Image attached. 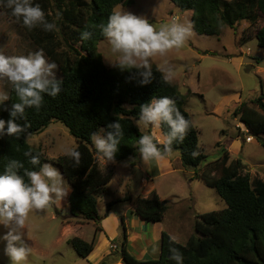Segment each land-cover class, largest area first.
I'll return each instance as SVG.
<instances>
[{"label": "trees", "instance_id": "16d2710c", "mask_svg": "<svg viewBox=\"0 0 264 264\" xmlns=\"http://www.w3.org/2000/svg\"><path fill=\"white\" fill-rule=\"evenodd\" d=\"M182 11H191V25L199 34L219 36L225 26L234 28L241 21L249 26L264 20V0H170ZM45 12L46 19L56 25L54 30L45 31L42 26L28 28L18 21L33 41L43 49L51 61L59 68L62 80L61 91L56 97L44 96V103L39 110L25 109V119L19 114L17 122L27 121V127L19 138L4 135L0 137V172L10 159L24 162L25 168L39 170L40 165H32L24 152L32 150L42 153L41 165L47 159L42 149L29 144L26 136L43 130L51 121L63 123L75 138L81 152L79 166L68 157L59 155L55 162L62 175L70 184L68 197L71 217L74 221H94L95 233L101 228L97 224L98 199L105 185L113 177V168L103 169L98 165L92 147V134L105 129L107 124L118 120L123 126L124 136L113 161L123 160L135 153L139 137L143 134L137 124L140 107L151 97L168 96L175 100L178 109L190 121L189 130L182 143L173 144V150L179 152L181 164L194 170V176L206 186L214 188L225 207L199 214L194 220L193 229L184 243L175 240L169 233L162 231L160 252L157 257L138 259L129 250L127 230L121 218V237L116 240L117 248L111 251L98 264H264V180L251 179L248 172L241 171L238 159H230L229 152L222 148V154L215 160L208 161L206 154L198 146V130L191 115L185 109L186 95L181 93L173 82L165 83L163 73L152 67V79L148 84H141L144 79L139 70L121 72L118 68L108 67L98 50V42L103 40L100 30L94 31L93 38L81 39V32L86 24L106 23L115 11V6L127 5L130 0H32ZM56 7L61 16V23L52 17ZM5 14L11 15L6 7V0L0 3ZM17 21V20H16ZM67 33L66 51H58L57 28ZM64 30V32H63ZM258 45L264 47V22L256 29ZM78 44V45H77ZM9 100L4 101L8 110L0 107V118H10L12 105L19 102L12 85L9 88ZM234 115L264 146V93L242 101L234 109ZM7 127V125L5 126ZM161 133L166 135L170 129L162 125ZM158 141V140H157ZM163 151V146L158 145ZM198 153L193 157V152ZM243 168V167H242ZM23 174V169H21ZM27 179V178H26ZM122 200L131 203V212L141 220L160 222L165 214L166 200L161 199L155 190L147 196L132 199L125 195ZM112 203V202H110ZM69 222L73 219L69 218ZM67 220V221H68ZM94 234L90 242L80 237H72L76 253L82 258L94 249ZM174 256L181 257L174 259Z\"/></svg>", "mask_w": 264, "mask_h": 264}, {"label": "rangeland", "instance_id": "374dc122", "mask_svg": "<svg viewBox=\"0 0 264 264\" xmlns=\"http://www.w3.org/2000/svg\"><path fill=\"white\" fill-rule=\"evenodd\" d=\"M51 9L53 19L61 23L57 8L53 6ZM115 11H128L143 16L157 26L173 20L190 26L184 45L170 49L164 56L151 58L152 67L159 66L165 70L171 68L174 71L172 82L186 95L185 109L198 130V146L206 154V159L210 161L219 158L222 148H225L230 159L240 161L243 173L248 172L252 180H264V146L253 135L250 141L242 139L241 135L249 133H246V127L234 115L235 107L242 101L264 93V47L258 45L255 37L256 29L264 20L258 19L254 26H249L245 21L234 28L225 26L219 36H214L196 33L191 25V11H182L170 0H130L127 5L115 6ZM64 34L58 25V51L67 50V33ZM37 50L39 48L34 45L23 26L13 18H8L0 7V52L6 56H21ZM98 50L105 64L112 67L108 60H114L115 57L105 38L98 42ZM45 56L51 61L46 54ZM56 74L57 78L61 77L59 68ZM10 86L6 78L0 80V92L9 94ZM135 123L144 133L155 132L158 141L164 137L160 129L144 127L140 119ZM26 141L41 148L47 159L45 163H51L59 170L56 157L62 155L65 147L76 145L68 128L57 120L51 121L38 133L27 135ZM92 147L98 165L104 170L113 168V177L105 185L97 205V224L101 228L99 231H102L101 234L110 243L118 244L116 240L122 234V217L127 232L140 228L137 225L134 228L129 221L131 218L136 221L140 218L131 212V203L122 200L125 195L134 199L146 196V190L155 189L159 197L166 200L162 227L180 243H184L194 233V220L199 214L225 207L214 188L206 186L194 176L193 169H187L181 164L177 150L173 151L171 157L165 155L159 162H144L138 151L123 160L107 161L98 155L93 143ZM64 180L69 184L65 177ZM70 191L62 201L29 213L25 232L32 253L25 264H92V260L101 255V249H107L101 245L92 258H82L69 243L72 237L90 242L96 234V222L90 220L79 223L74 221L76 218L71 217L68 202ZM69 218L73 222H69ZM140 221L144 223V220ZM5 231L0 226V235ZM97 237L98 233L95 242ZM5 244L6 242L0 241V264H10L4 253ZM155 244L159 245V242ZM131 250L138 259L154 258L158 251L153 248V243L140 258L139 249L134 243ZM111 251L114 250L109 244L107 254Z\"/></svg>", "mask_w": 264, "mask_h": 264}, {"label": "clouds", "instance_id": "9594fccd", "mask_svg": "<svg viewBox=\"0 0 264 264\" xmlns=\"http://www.w3.org/2000/svg\"><path fill=\"white\" fill-rule=\"evenodd\" d=\"M3 2L0 0V3ZM6 7L17 21L22 20L28 28L42 26L45 31H52L56 27L46 19L41 6L32 0H6ZM97 28L115 57L114 60H108L110 66L121 72L139 70L138 74L144 77L140 83L145 85L151 82L153 76L151 58L164 56L170 49L182 47L190 33V26L175 20L157 26L143 16L128 11H114L106 23L86 24L81 39H92ZM57 69L58 65L46 58L43 49L21 56H6L0 52V80L6 78L10 82L19 100L12 105L9 119L0 118V137L7 134L19 138L27 127V121L24 125L19 124L16 119L18 114L21 119H25L26 107L39 110L45 95L56 97L60 93L62 80L57 78ZM157 70L163 73L165 83L172 82L174 71L171 68L165 70L158 66ZM7 100L9 95L0 92V107L5 110H8L4 104ZM139 119L144 127L160 129L162 125H167L170 129L159 141L155 132L139 137L136 150L144 162H159L165 155L171 157L174 142L182 143L190 127V121L178 109L175 100L168 96H153L142 104ZM106 127V135L100 134L105 132L101 128L99 133L92 134L91 139L98 155L112 161L119 150L124 130L118 120L108 123ZM158 145L163 146V151ZM62 154L73 161L74 166L80 165L81 152L78 146L65 147ZM42 155L40 152L33 154L31 149L24 152L30 164L40 165L39 170H30L25 168L24 162L10 159L3 172H0V226L6 229L0 235V241L6 242L4 253L10 264H25L32 253L25 232L29 213L62 201L70 191V185L57 167L51 163L41 165ZM192 155L195 157L198 153L194 151Z\"/></svg>", "mask_w": 264, "mask_h": 264}, {"label": "crops", "instance_id": "0c3cea01", "mask_svg": "<svg viewBox=\"0 0 264 264\" xmlns=\"http://www.w3.org/2000/svg\"><path fill=\"white\" fill-rule=\"evenodd\" d=\"M144 180L145 179H143V181ZM148 183H149V181H148ZM151 190H155V189H151ZM151 190H146L144 192V195L147 196V194ZM140 220H138V221H140ZM129 221L134 226V228L136 225L139 226L140 228L138 230L135 229V230H132L130 232H127V239L129 241L128 250L133 254V252L131 250V246L134 243L137 246V248L139 249V253H140L139 258H140L144 253L145 254L147 253L149 245L153 243V248L158 249V251H157V256H158V254L160 252L161 233H162V231H165L164 228L162 227V224H161L162 220L160 222H156V223H151V222H147V221L146 222L144 221V223H142L141 221L138 222V221L133 220L131 218ZM141 223H142V225H141ZM97 233H98V237H97V240L95 242L94 249L87 256V258H92L95 255V251L99 250L101 245L104 247H107V249H105L104 251H103V249H101V255H99L95 260H92V264H97L98 261L104 255H107V253L109 252L110 242L107 240V238L104 235L101 234L102 231H98ZM156 242L157 243L159 242V245L155 244ZM117 264H120V262Z\"/></svg>", "mask_w": 264, "mask_h": 264}, {"label": "built area", "instance_id": "2783aa9c", "mask_svg": "<svg viewBox=\"0 0 264 264\" xmlns=\"http://www.w3.org/2000/svg\"><path fill=\"white\" fill-rule=\"evenodd\" d=\"M246 130V133H247V129H245ZM243 136H244V140L247 142V141H250V139L252 138L250 135H244L243 134ZM110 248L111 249H113V250H115L116 248H117V245L116 244H114V243H110Z\"/></svg>", "mask_w": 264, "mask_h": 264}, {"label": "water", "instance_id": "95a60500", "mask_svg": "<svg viewBox=\"0 0 264 264\" xmlns=\"http://www.w3.org/2000/svg\"><path fill=\"white\" fill-rule=\"evenodd\" d=\"M243 135H241V137H242Z\"/></svg>", "mask_w": 264, "mask_h": 264}]
</instances>
